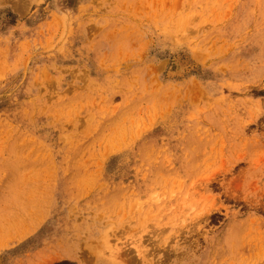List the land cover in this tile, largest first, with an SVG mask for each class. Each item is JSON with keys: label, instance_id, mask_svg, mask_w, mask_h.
Instances as JSON below:
<instances>
[{"label": "rangeland", "instance_id": "374dc122", "mask_svg": "<svg viewBox=\"0 0 264 264\" xmlns=\"http://www.w3.org/2000/svg\"><path fill=\"white\" fill-rule=\"evenodd\" d=\"M0 264H264V0H0Z\"/></svg>", "mask_w": 264, "mask_h": 264}, {"label": "bare ground", "instance_id": "6f19581e", "mask_svg": "<svg viewBox=\"0 0 264 264\" xmlns=\"http://www.w3.org/2000/svg\"><path fill=\"white\" fill-rule=\"evenodd\" d=\"M177 62H178V61H177ZM174 65H175V64H174ZM175 66H176V65H175ZM177 66H178V65H177ZM170 68H171V67H170ZM179 68H181V67H179ZM179 68H178V69H179ZM178 69H177V70H178ZM179 70H180V69H179ZM39 249H40V248H39Z\"/></svg>", "mask_w": 264, "mask_h": 264}]
</instances>
